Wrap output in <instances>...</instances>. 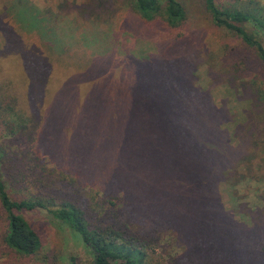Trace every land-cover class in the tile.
<instances>
[{
    "label": "rangeland",
    "instance_id": "1",
    "mask_svg": "<svg viewBox=\"0 0 264 264\" xmlns=\"http://www.w3.org/2000/svg\"><path fill=\"white\" fill-rule=\"evenodd\" d=\"M158 1L160 15L146 20L134 8L133 0H0V173L13 197L42 196L48 208L75 198V184L72 185L75 175L37 145L44 122L35 113L37 108L33 110L29 103V91L38 88L32 86L34 81L27 83L29 79L23 78L25 72L17 68L15 73L14 68L16 64L26 66L30 53L42 57L41 64L56 70L55 75L63 79L68 73L96 70L97 76L91 82L108 86L110 95L117 93L126 79L136 78L141 66L151 68L164 82L170 80L175 84L179 77V83L188 85L186 90L191 96L186 110H193L197 104L205 109L216 107L220 111L219 125L235 146L230 149L232 154L228 153L231 162L236 159L233 168L225 171L218 185L221 205L237 220L264 218V160L254 158L248 162L244 158L248 156L242 155L255 150L254 133L264 129V61L240 36L215 23L204 0H180L186 8V19L177 26L162 16V6L167 0ZM216 2L221 7L249 11L255 5L264 7V0ZM244 26L254 31L250 22ZM259 36L264 43V34ZM115 63L119 72L113 70ZM12 77L21 79L15 88ZM39 92L45 94V89L37 92L40 101ZM81 110V97L73 95L70 114L75 116L77 111L76 124L82 121ZM63 125L69 123L60 116L57 128ZM241 127H245L251 142L238 148ZM57 134L54 148L75 145V163L90 166L99 161V154L90 153L91 143L83 141L81 132L61 134L57 130ZM159 134L169 156L172 138L168 127L160 125ZM121 141H111L108 159L118 161L126 183L130 174L141 170L138 161L141 152L132 137L124 136ZM59 155L63 159L64 151ZM166 160L171 168L170 160ZM123 185L117 187L120 195L124 194ZM143 192L142 213L133 226L151 228L156 225L153 214L166 212L159 197L166 191L159 189L158 195L157 188L150 186ZM85 197L92 205L104 202L100 189L92 185L86 188ZM48 208L21 212L41 240L37 252L21 255L6 245L9 224L0 204V264H92L93 255L82 238ZM175 214L186 229L202 235L201 215L185 217L178 211ZM162 231L159 242L147 251L143 264H179L177 258L186 249L181 231L165 228Z\"/></svg>",
    "mask_w": 264,
    "mask_h": 264
},
{
    "label": "trees",
    "instance_id": "2",
    "mask_svg": "<svg viewBox=\"0 0 264 264\" xmlns=\"http://www.w3.org/2000/svg\"><path fill=\"white\" fill-rule=\"evenodd\" d=\"M204 1L215 23L240 36L264 61V43L259 36L264 34V7L255 5L249 11L221 7L216 0ZM133 6L146 20L155 19L161 13L158 0H133ZM162 9L164 15H161L173 26L186 19V8L180 0H167ZM248 22L253 25V32L245 28L244 24ZM26 62V66L16 64L14 68L15 73L17 68L25 72L23 78L29 79L26 82L34 81L32 86L38 88L29 91V103L33 110L37 108L35 113L44 122L37 145L52 160L69 167L75 175L72 184H75V198L64 200L59 207L48 208L47 200L42 196L13 197L0 173V204L9 224L5 242L11 251L29 255L39 250L40 237L21 212L48 208L82 238L93 255L92 264H143L147 251L159 242L164 228L180 230L185 239L186 249L177 258L179 264H264L263 216L237 220L220 202L219 182L225 171L227 173L233 168L236 159L229 160L228 153L232 154L230 149L235 146L226 130L219 125L220 111L216 107L205 109L197 104L193 110H186L191 100L186 90L188 85L179 83L181 79L177 76L175 84L170 80L164 82L148 66H141L136 78L126 79L119 91L110 95L108 86L91 82L97 76V71L92 68L72 75L68 73L63 79L55 75L56 70L41 64L42 57L37 54L31 56L28 53ZM116 64L113 70L119 72L120 67ZM12 78L15 88L21 79ZM41 89H45V94L39 92V101L37 92ZM73 95L80 96L83 101L79 124H76L79 118L77 111L75 116L70 114ZM16 116L20 115L16 113ZM60 116L69 125L57 128ZM160 125L168 127L171 133L172 151H169V156L161 143ZM57 130L61 134L74 130L81 132L83 141L91 143L90 153L99 154V161L90 166L82 163L83 166L75 163V145L54 148ZM240 130L238 148L251 142L245 127ZM254 135L255 150L242 152L243 156H248L244 157L248 162L254 158L264 160V129ZM124 136L137 141L141 152L138 157L141 170L130 174L126 183L118 161L108 159L111 141H123ZM87 148L89 151V146ZM63 151L65 157L62 159L59 153ZM166 159L170 160L171 168L167 166ZM239 161L240 158L235 163V170ZM221 164L224 165L222 169ZM121 183L125 186L123 195L117 190ZM88 185L100 189L103 203L92 205L87 201ZM150 186L157 188L158 195L159 189L166 191V194L159 195L166 212L153 214L154 227L133 226L142 213L143 190ZM175 211L185 217L201 215L202 235L180 224Z\"/></svg>",
    "mask_w": 264,
    "mask_h": 264
}]
</instances>
